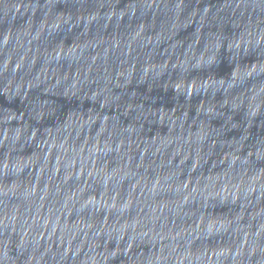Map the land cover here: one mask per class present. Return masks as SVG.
<instances>
[{"label":"clouds","instance_id":"clouds-1","mask_svg":"<svg viewBox=\"0 0 264 264\" xmlns=\"http://www.w3.org/2000/svg\"><path fill=\"white\" fill-rule=\"evenodd\" d=\"M116 261L264 264V0H0V264Z\"/></svg>","mask_w":264,"mask_h":264}]
</instances>
